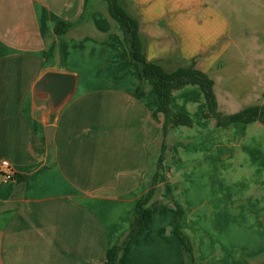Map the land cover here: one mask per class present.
<instances>
[{
    "label": "crops",
    "instance_id": "1",
    "mask_svg": "<svg viewBox=\"0 0 264 264\" xmlns=\"http://www.w3.org/2000/svg\"><path fill=\"white\" fill-rule=\"evenodd\" d=\"M119 2L139 22L148 61L167 72L214 66L207 61L221 52L228 16L212 1ZM61 21L72 24L64 39L54 34ZM50 72L76 78L56 112L48 93L35 92ZM141 85L106 0H0V162L27 177L5 182L0 173V264L105 263L136 217L162 144L157 93L141 95ZM172 108L193 127L173 129L153 221L118 264H185L175 203L197 264H264V130L224 132L260 123L218 128L203 118L198 86L175 92Z\"/></svg>",
    "mask_w": 264,
    "mask_h": 264
},
{
    "label": "trees",
    "instance_id": "2",
    "mask_svg": "<svg viewBox=\"0 0 264 264\" xmlns=\"http://www.w3.org/2000/svg\"><path fill=\"white\" fill-rule=\"evenodd\" d=\"M106 1L109 15L128 52L130 63L142 82L137 91L144 95L148 89L155 90L158 96V108L153 113V118L158 121L159 114L164 117L160 153L154 162L153 173L147 182L146 192L137 202L136 217L131 220L127 234L107 252L104 264H118L128 241L137 234L139 229L153 221V209L150 203L159 190L160 174L164 171V162L170 149L169 140L172 138L173 129L179 126L191 128L194 124L188 114L177 113L173 110L172 98L175 92L190 85L198 86L207 104V111L203 113V118L213 120L218 128H227L240 123L249 125L256 122L264 126V104L248 106L236 113H223L219 110V103L214 91L215 82L206 73L197 69L196 66L180 67L173 72H167L160 65L148 61L140 40L139 22L127 12L119 0ZM71 28L72 24L61 21L55 26L54 34L64 39ZM15 179L25 181L27 177L15 174ZM175 204L179 215L174 233L182 242L185 264H197L193 242L182 230L185 210L179 204Z\"/></svg>",
    "mask_w": 264,
    "mask_h": 264
},
{
    "label": "rangeland",
    "instance_id": "3",
    "mask_svg": "<svg viewBox=\"0 0 264 264\" xmlns=\"http://www.w3.org/2000/svg\"><path fill=\"white\" fill-rule=\"evenodd\" d=\"M97 0H94L96 2ZM212 8L221 9L228 16L226 32L219 40L221 52L206 73L216 84L214 91L223 113H236L255 103H264V0H210ZM215 8V9H216ZM92 9L89 7L87 14ZM204 29V28H203ZM202 29V30H203ZM212 39L213 34H205ZM213 63V62H212ZM252 80V83H251ZM255 85V86H254ZM259 92V93H257ZM257 105V104H255ZM251 106V105H250ZM249 130L250 133L247 131ZM263 126L247 130L238 127L224 131L234 138L262 137ZM220 132V131H219ZM247 133V134H246ZM169 140V145L173 143ZM171 151V150H170Z\"/></svg>",
    "mask_w": 264,
    "mask_h": 264
},
{
    "label": "water",
    "instance_id": "4",
    "mask_svg": "<svg viewBox=\"0 0 264 264\" xmlns=\"http://www.w3.org/2000/svg\"><path fill=\"white\" fill-rule=\"evenodd\" d=\"M75 85L76 78L72 74L50 72L36 84L35 92L48 93L52 109L56 112L74 94ZM48 140L51 144L52 132L48 134Z\"/></svg>",
    "mask_w": 264,
    "mask_h": 264
},
{
    "label": "built area",
    "instance_id": "5",
    "mask_svg": "<svg viewBox=\"0 0 264 264\" xmlns=\"http://www.w3.org/2000/svg\"><path fill=\"white\" fill-rule=\"evenodd\" d=\"M0 173L5 182L15 178V173L11 164L6 160L0 162Z\"/></svg>",
    "mask_w": 264,
    "mask_h": 264
}]
</instances>
